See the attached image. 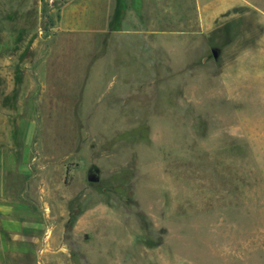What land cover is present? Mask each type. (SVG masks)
<instances>
[{
	"label": "rangeland",
	"instance_id": "374dc122",
	"mask_svg": "<svg viewBox=\"0 0 264 264\" xmlns=\"http://www.w3.org/2000/svg\"><path fill=\"white\" fill-rule=\"evenodd\" d=\"M69 1L0 0V108H43L30 160L8 161L11 198L45 230L0 264H264V0L215 21L194 0H124V15L116 0L106 37L69 40L73 70L58 52ZM92 43L123 68L80 78ZM52 50L73 74L56 104ZM30 119L5 118L13 139Z\"/></svg>",
	"mask_w": 264,
	"mask_h": 264
},
{
	"label": "crops",
	"instance_id": "0c3cea01",
	"mask_svg": "<svg viewBox=\"0 0 264 264\" xmlns=\"http://www.w3.org/2000/svg\"><path fill=\"white\" fill-rule=\"evenodd\" d=\"M121 2L124 15L127 10L126 8L124 9V0ZM150 3V0H130V6L133 5L134 9L139 12L143 11L144 4L148 5ZM233 4L235 3H232L231 0H194L193 3L195 6L194 10L202 21L217 20L222 14L236 6ZM115 8L116 0H71L62 8L58 24V33L59 36L62 37V41L60 40L61 44L58 52L62 54L64 50H66L67 57H64L65 59L62 60L58 52L55 50L51 52L53 75L50 79V98L52 100L55 98L54 104L57 103L55 92H57L58 89L54 87L52 83H58L59 85L66 84L69 80L68 76H73V74L68 75L67 72L57 71L55 65L58 63L56 60L57 57H61L59 62H65L64 68H71V66H69L70 64L67 62L68 53L70 52L69 40L74 38V42L77 44L81 39L90 38V40L96 44L97 39L101 40L110 33L112 15L115 12ZM131 13H133V10ZM120 20L121 18H116V25L120 23ZM94 43L90 46L91 51H89L88 56L91 61L87 60V58L84 59L86 63L85 66L81 68L83 71L80 72V78H82V74V76H87L89 80L93 81L94 79H92V77L98 78L102 69L105 71L110 70V74L114 76L119 68H123V64L113 60H93L96 51L99 49V45L96 46ZM79 45L82 46V43L80 42ZM84 48L85 46L83 49ZM123 49L124 46L117 47L119 51ZM111 52L114 53L113 50ZM128 67H131V65ZM74 68L75 67L72 66L71 69L73 70ZM63 77H65V81L62 83ZM72 83L74 84V82ZM6 96L7 94L4 95V97ZM54 104L49 108L52 109ZM16 109L21 112L22 117H31L30 122L23 129V135L20 139H13L15 133V130H13L14 125H12L11 122L9 124L5 123V118L12 116ZM42 109L43 108H40L39 110L38 102H34V104L31 103L30 106L26 108H0V129H3L2 132H0V261H5L8 258L13 259L16 255L35 253L34 246L42 242L45 233V230H43L41 235L32 231L37 223L23 216L24 212L31 213L33 211L31 207L16 204L12 201V192L17 190L12 181L16 182L18 180L17 175L21 173L12 175V180L10 173L14 165L8 162L12 161L11 159L20 158L25 164L30 160L32 148L37 146L34 142L37 130L36 122L33 118L39 117L38 114Z\"/></svg>",
	"mask_w": 264,
	"mask_h": 264
},
{
	"label": "water",
	"instance_id": "95a60500",
	"mask_svg": "<svg viewBox=\"0 0 264 264\" xmlns=\"http://www.w3.org/2000/svg\"><path fill=\"white\" fill-rule=\"evenodd\" d=\"M213 54H214V57L215 58H218V55H219V52L218 51H213ZM89 181L92 182V183H98L100 181V176L96 173H92L90 176H89Z\"/></svg>",
	"mask_w": 264,
	"mask_h": 264
}]
</instances>
